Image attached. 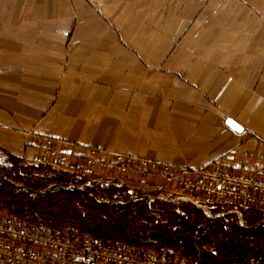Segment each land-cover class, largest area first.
<instances>
[{
	"label": "crops",
	"instance_id": "obj_1",
	"mask_svg": "<svg viewBox=\"0 0 264 264\" xmlns=\"http://www.w3.org/2000/svg\"><path fill=\"white\" fill-rule=\"evenodd\" d=\"M48 139L78 162L264 167V0H0V152Z\"/></svg>",
	"mask_w": 264,
	"mask_h": 264
},
{
	"label": "built area",
	"instance_id": "obj_2",
	"mask_svg": "<svg viewBox=\"0 0 264 264\" xmlns=\"http://www.w3.org/2000/svg\"><path fill=\"white\" fill-rule=\"evenodd\" d=\"M48 139L30 163L52 167L95 187L100 181H124L122 173L137 172L142 178L130 201L146 200L190 204L211 219L228 221L235 215L244 226L245 210L256 208L264 215V167L256 172L221 164L189 166L96 146L87 147L83 162L73 159ZM68 144L65 141H61ZM126 179V178H125ZM73 184V183H72ZM77 185V184H76ZM107 198L105 201H109ZM120 201V200H119ZM147 201V200H146ZM125 202V201H123ZM152 203L148 204L149 207ZM206 249L207 244L201 245ZM0 262L5 264H198L179 254L156 247L91 236L65 226L30 222L15 214L0 212Z\"/></svg>",
	"mask_w": 264,
	"mask_h": 264
},
{
	"label": "trees",
	"instance_id": "obj_3",
	"mask_svg": "<svg viewBox=\"0 0 264 264\" xmlns=\"http://www.w3.org/2000/svg\"><path fill=\"white\" fill-rule=\"evenodd\" d=\"M8 159L9 165L0 162V178L5 176L38 191L52 183L84 184L48 166L28 164L11 154ZM86 189L89 192L61 188L33 195L11 182H0V212L141 247L173 248L191 263L248 264L254 259L257 264H264V226L255 227L263 217L256 208L245 214L246 226L232 223L220 234L221 222L214 223L190 204L182 205V215L170 203L160 201L149 207L146 200L125 199L126 203L118 206L97 202L90 195H107L108 189ZM108 197L111 201L119 198ZM214 238L219 240L217 253L201 249L202 242L212 243Z\"/></svg>",
	"mask_w": 264,
	"mask_h": 264
},
{
	"label": "rangeland",
	"instance_id": "obj_4",
	"mask_svg": "<svg viewBox=\"0 0 264 264\" xmlns=\"http://www.w3.org/2000/svg\"><path fill=\"white\" fill-rule=\"evenodd\" d=\"M0 162L5 164V165H9L11 163L10 160L8 159V157L4 153H1V152H0ZM26 163L32 164V163H30V161H26ZM54 170H56V169H54ZM5 178H7V177H5ZM121 178H123V177H121ZM8 179H10V178H8ZM13 182H15V181H13ZM95 187H104L105 189H108V190H106V192L108 193L107 195H103V194L96 195L95 193L90 192V195L93 194V195H95L97 198H99L102 201H104L107 198H109L108 196H112V197H116V198L119 197L118 199L120 201H124L125 199H130L132 195L138 193L137 189H131V188L125 186L123 184V181H119V180L118 181L117 180H104V182L100 181L97 184H95ZM182 205H185V204H170V207H172L173 209H176V211H179V213L182 215V214H184V208H182ZM194 208H197V207L194 206ZM197 209L200 210L208 219H211L201 209H199V208H197ZM248 211L249 210H245L244 211L243 217L245 216V214ZM260 213H261V215L263 217V220H264L263 213L261 211H260ZM230 217H232V218L229 219V222H230L229 225L226 224V223H228V221H226V220H223V219H211L214 223H216L217 221L221 222L222 231L220 232V234H222L223 231H227L229 229V227L232 225V223H238L239 224V220L234 214L230 215ZM263 220H261V221H263ZM261 221H259L258 223H260ZM257 224H255V227H259V226H256ZM239 226H240V224H239ZM244 226H246L245 219H244ZM260 226H264V225H260ZM218 243H219V240L217 238L216 239L214 238V241L212 243L202 242L199 246L201 247V245L207 244L206 251L215 254V253L218 252V247H217ZM263 243H264V241H263ZM201 249L205 250L202 247H201ZM164 250H169V251H172V252H175V253L179 254L180 256L185 257L183 254H181L180 252L176 251L173 248H164ZM247 263L248 264H257L254 259L250 260V261H247Z\"/></svg>",
	"mask_w": 264,
	"mask_h": 264
},
{
	"label": "water",
	"instance_id": "obj_5",
	"mask_svg": "<svg viewBox=\"0 0 264 264\" xmlns=\"http://www.w3.org/2000/svg\"><path fill=\"white\" fill-rule=\"evenodd\" d=\"M230 121L232 122L231 124L229 123ZM227 123H229V125L231 127H233L237 131H242L243 130V127L239 123H237L234 119H232V118H228L227 119ZM233 125H235L236 127H234ZM0 182H4V183L5 182H11V183H13L16 186H19V188L27 190L28 192H30L33 195H43V194H45V193H47L49 191H53L55 189H61V188L62 189H66V190H79V191H82V192H89L85 187H81V186H78L76 184L52 183L51 185L47 186V188L38 191V190H35V189H32V188H29V187H27V186H25L23 184H19L18 185V183H15V182H13L10 179L5 178V177L4 178H0ZM91 195L93 196V198L97 202H100V203H112V204H116L118 206L119 205H123V204L126 203V202H123V201H119V199L118 200H113V201H111V200L102 201L99 198H97L95 195H93V194H91ZM144 198L147 200V202L149 204L152 203V198L150 196L145 195ZM130 202H132V201H130ZM260 225H264V220L261 221L260 223H258L256 226H260Z\"/></svg>",
	"mask_w": 264,
	"mask_h": 264
},
{
	"label": "snow or ice",
	"instance_id": "obj_6",
	"mask_svg": "<svg viewBox=\"0 0 264 264\" xmlns=\"http://www.w3.org/2000/svg\"><path fill=\"white\" fill-rule=\"evenodd\" d=\"M230 124L232 123L231 121L229 122ZM234 127H236L235 125H233Z\"/></svg>",
	"mask_w": 264,
	"mask_h": 264
}]
</instances>
